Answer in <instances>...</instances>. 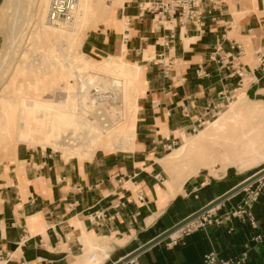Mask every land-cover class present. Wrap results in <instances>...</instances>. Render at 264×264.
<instances>
[{
	"label": "crops",
	"instance_id": "crops-1",
	"mask_svg": "<svg viewBox=\"0 0 264 264\" xmlns=\"http://www.w3.org/2000/svg\"><path fill=\"white\" fill-rule=\"evenodd\" d=\"M145 1L124 0L114 10L120 26L99 28L87 44L140 68L132 148L62 160L46 147H16L18 164H0V264H83L90 251L97 264H113L252 175L199 168L174 182L158 161L238 91L264 102V77L252 68L264 0H219L217 9L204 3L198 24L170 19L163 26L141 10ZM234 63L241 78L229 74ZM238 207L256 227L234 213ZM257 233L248 264H264V175L120 264H202L209 251L237 255Z\"/></svg>",
	"mask_w": 264,
	"mask_h": 264
},
{
	"label": "bare ground",
	"instance_id": "bare-ground-1",
	"mask_svg": "<svg viewBox=\"0 0 264 264\" xmlns=\"http://www.w3.org/2000/svg\"><path fill=\"white\" fill-rule=\"evenodd\" d=\"M22 1L26 4V10L23 15L26 20L25 22H27V19H29L30 14L34 10V4L31 6L33 0ZM123 1L124 0H110L111 4L107 5L104 3V0H77L72 18L55 25L50 24L46 20L49 0H40L39 6L36 9L40 23L39 32L36 33L37 35L32 38L31 42L44 43L47 49L46 51L48 54L50 53L51 57L49 55V59L55 68L52 72L53 75L50 74L52 76V82L58 75L61 76L59 77L60 79L66 81L74 77L76 89L75 91H71L66 87L67 91L65 94L58 97L56 96L57 98H55V101H39L38 99L29 101L25 99V97L22 98L19 96V84L16 89L15 86L17 85L14 86V83L10 81L7 86L10 85V83L14 86L11 87L10 85V87L13 88L10 89L11 99L0 100V128H2V131L0 130V137H3L1 141L2 145L5 144L7 146V154H9V150H12V146L25 140H29L34 144L44 141V143H47V145L51 146L55 151L64 147L62 152L69 157H72V155L82 157L87 152L86 150H81L85 146H89L91 149L93 148V144L105 146L110 144L112 139L114 140L113 149L118 150L131 147L134 134L133 131L128 128L131 121H129L126 128L122 130L118 128V125L120 127L125 119L124 101L130 98L132 99V93L135 92L136 81L140 78L141 71L139 66L136 62H129L125 60L123 56H119L117 57L118 59L125 61L119 64V69L115 73H118V75L110 79L107 77H97L93 74L83 72V69H80L81 67H73L70 56L64 55L63 53L65 49H71V46L77 41L78 34L76 35L74 33V29L82 31L83 28L88 26L92 21L94 12H100V19L113 20L114 10L120 7ZM17 2L21 3L19 0H13L12 5L15 6ZM18 7L16 8L20 11ZM16 20V17L11 19V36H19L23 31L20 27L26 26L21 20L23 22H21L22 25L20 24L21 26L17 27ZM12 40L9 44V52H11L16 45V39L15 41ZM52 40L58 41L65 46V49L63 48L60 54L55 52L56 50L52 47L53 43H50ZM9 52L6 56H8ZM5 59L6 57L4 56L3 61ZM2 68L3 62H0V74L3 73ZM78 69L82 72L78 71ZM21 74H24V68L22 69V67L17 66L14 70L12 79L15 80L17 78V80H19ZM25 75H27L26 72ZM38 81L40 84L39 78ZM48 84H44V86L40 84L38 87L43 86V88H46ZM7 88L5 86L2 87L3 90H0V97L1 95L8 94ZM43 88H40V90H43ZM57 89L60 92L64 88L61 89V87H59ZM53 91V93L56 94V89ZM39 111H43L44 113L40 117H36V113ZM220 115L221 117L219 120L212 123L196 136L185 139L181 146L178 148L176 147L173 152L158 161L162 167L168 170L172 166L178 167L180 163L192 162L193 158L197 157L199 160L196 162H198L199 165L196 169L190 171V175L196 173L199 168H206L209 175L212 176H217L218 172L223 173L224 171H221L218 167L219 161L214 158L213 152L202 151L195 155L197 145L199 141L206 136H210L215 132L225 131L227 127H230L232 123H234L233 121L237 123V119L243 116L253 117L258 120L257 122L249 120V124L251 123L250 121L253 122L254 125H251H253L254 128L248 131L243 130V133L246 135V133L252 132V138L263 134L261 139L262 145H264V129L262 128L259 131L256 130L257 125L260 127V123H264V103L249 101L245 93L242 92V94L236 95V99ZM88 117H91L94 122H91ZM46 127H50V130L43 136L42 130ZM241 128L243 129L244 126ZM117 129L119 133L113 134V132L116 133ZM10 130H12V135L9 139L8 135L5 134H10ZM238 132H241V130H237L236 127L232 130H228L227 133L231 134L228 136V140H231L232 143L227 145L228 151L226 154L219 157L220 163L225 167L238 163L237 165H239V167L246 168L264 159V153H261L260 146L257 148L253 147L250 142L251 139L247 136L238 138ZM37 133L40 135H37ZM227 133L226 135H228ZM2 135L7 137L9 141H6V138ZM224 135L223 133V136ZM78 137H80L81 140H79ZM10 156L13 159V155ZM13 161L17 164L15 159H13ZM94 248L92 249L94 250ZM86 258L85 264H97L100 259L99 254L95 252L89 254Z\"/></svg>",
	"mask_w": 264,
	"mask_h": 264
},
{
	"label": "rangeland",
	"instance_id": "rangeland-1",
	"mask_svg": "<svg viewBox=\"0 0 264 264\" xmlns=\"http://www.w3.org/2000/svg\"><path fill=\"white\" fill-rule=\"evenodd\" d=\"M19 1H21L22 5H21V3L17 2V4H16L17 6L16 5L15 6L16 7L19 6L18 8L20 9V11H18V9L12 5L13 0H0V60H1L0 62L1 63L3 62V68H2L3 73L0 74L1 75L0 76V90L4 86L6 88L8 86L10 87L11 83L8 86H7V84H9V82L11 81L12 83H14L13 84L14 86L17 85V86H15V88L18 87V84H19V87H18L19 88L18 89L19 90V96L22 98L25 97V99H27L29 101L33 100V99H38L39 101H55V98L65 94V92L67 91L66 87H68L71 91H75V89H76V84H75V80H74L75 78L71 77L68 81H66L64 79L63 80L60 79L59 77H61V76L58 75L54 79V81L52 82V80H51L52 76L51 75H53L52 72L55 70V68L51 64V61L49 59L50 53L48 54V52L46 51L47 49H46V46L44 43H42V42L32 43L31 42L32 38H34V36L37 35L36 33L39 32L40 23H39V16L36 12V9L39 6L40 0H33L31 2L32 3L31 6L34 4V10L30 14L29 19H27V22H25L26 20L24 19V15H23L25 10H26V4L22 0H19ZM104 3L107 5L111 4L110 0H104ZM20 6H21V8H20ZM100 15H101L100 12H94L93 16H92V21L88 25L89 27L86 26L85 28L82 29V31L74 29V33L76 35L78 34L79 36L77 35V41L71 46V49H69V50L65 49V46L62 43L55 41V40H52L50 43L51 44L53 43L52 47L56 50L55 52H57L59 54L61 53L63 48L65 49V51H63V53H64V55L70 56L71 59L70 58L69 59L72 60L73 67L78 66V67H81L80 69H83V72H85V73L93 74L94 76H97V77H107L110 79V78H114L115 75H118V73L117 74H115V73L119 69V64L121 62H124L125 60L118 59L117 57H113L110 55L107 56V54H102L99 51L91 50V49H89V46H87V44H88V42L89 43L95 42V39H97V36H98L97 32H98L99 28H101V30L104 31V28H106V27L113 28V27L120 26V25H116L117 23L115 21L114 15H113V20L100 19ZM13 17L17 18V20H16L17 27L21 26L23 22H24V24H26V26L20 27V29L22 28L23 31L21 32V34L19 36H11V34H10L11 33L10 32L11 19H13ZM121 23L123 26H125L123 24L124 23L123 19L121 20ZM87 34H90L89 38L87 37ZM86 38H88V39H86ZM15 39H16V41H15ZM85 39L87 42L85 41ZM11 40L15 41L16 45H15L14 49H12L11 52H9V50H10L9 44H10ZM7 48H8V52H9L8 56H6L8 53ZM4 56L6 57V59L3 61ZM47 56H48V58H47ZM1 57H2V59H1ZM50 57H51V55H50ZM17 66L22 67V69L24 68V74H21L19 76V80H17V78L15 80H13L12 79L13 73H14V70L16 69ZM80 69H78V71L82 72ZM25 72L27 75H25ZM61 73H62V71H61ZM37 77L39 78L41 85L44 86V84H48V83H50V84H48L46 88H43V86L38 87L40 84H39ZM20 78H21V80H20ZM24 78H26V79H24ZM42 78H43V80H42ZM61 81H62V83H61ZM36 84H37V86H36ZM13 85H11V87ZM9 87L7 88L8 94L1 95L0 100H6V99L10 100L11 99L10 89H13V88H11V87L9 88ZM24 87H26V88H24ZM32 87H33V89H32ZM56 87L57 88L61 87V89L62 88H64V89H62V91L59 92ZM38 88H39V90H38ZM40 88L41 89L43 88V90H40ZM54 89H56V94L53 93ZM0 94H1V91H0ZM240 94H242V92L238 91L237 95H240ZM134 95H135V97H134ZM137 96H138V80L136 81L135 92L132 93V99L130 98V99H127L126 101H124L125 119L122 122V125L120 127L118 125V128H121V130L125 129L128 122L131 121V124L128 128L131 129L133 131V133H135V121H136V113L135 112L137 109V105H136ZM247 100L253 101L256 103L257 102L264 103L263 101L252 100V99H249L248 97H247ZM231 104H232V102L228 103L224 107L220 108L218 111L219 114L217 113L214 117L211 118V120L213 119L212 121H210L209 123H206L205 125H203L200 128H197V130H195V132H193L189 137L196 136L198 133H200L201 131L205 130L208 126H210L212 123L219 120L221 117L220 114L223 113ZM132 111H134V112H132ZM43 113H44L43 111L37 112L36 117H40L41 115H43ZM0 118H1V109H0ZM88 119L91 122H94L91 117H88ZM238 119H237V123H236V121H233L234 123H232V125L230 123L231 126L227 127V129L225 131L217 132L218 134L215 132V133H212L210 136H206L205 138L201 139L197 145L195 155L199 154L202 151L213 152L214 158L219 161L218 167L221 171H225V169H227V175L228 176H232L235 178H242V177H245L249 174H254L258 170H261L262 168H264V159L259 160L256 163L251 164L250 166H248L246 168L239 167V165H237L238 163L231 165L229 167H225L224 165H222L220 163L219 157L226 154V152L228 151L227 145H230L232 143L231 140L230 141L228 140V136L231 135V134L227 133L228 130H232L234 127H236L237 130H241V132L237 133L238 134L237 137L238 138H241V137L244 138L245 136H247L248 138L251 139L250 142L252 143L253 147L257 148L260 146L261 153H264V145H262V139H261L263 137V134L257 135V137L254 136V138H252V132H248V133H246V135L243 133V130L248 131L249 129H253L254 124L252 121L257 122L258 120L256 118H253V117L250 118L247 116L239 117ZM249 120H252V121H250L251 122L250 124H249ZM251 124H253V125H251ZM260 125H261L260 127L257 125L256 130L259 131L262 128L264 129V123H260ZM243 126H244V128L242 129L241 127H243ZM239 128H241V129H239ZM0 130L2 131V128H0ZM49 130H50V127L44 128L42 130V135L45 136ZM10 132H11L10 134H5V135H8V138L9 137L11 138L12 130H10ZM118 133H119L118 129H117L116 133L113 132V134H118ZM223 133L225 134L224 136H223ZM226 133L228 135H226ZM37 135H40V134L37 133ZM2 136H4V135H2ZM133 136H134V134H133ZM189 137H187V138H189ZM2 138L3 137H0V142L2 141ZM5 138H6V141H9V139H10V138L8 139L7 137H5ZM187 138H185V139H187ZM78 139L81 140L80 137H78ZM185 139L182 141V143L185 141ZM6 141H5V143H6ZM113 141L114 140L112 139L110 141L111 143L108 145H105V146H101L100 144H93L92 149L89 146L88 147L85 146L81 150H86L87 152L82 157L74 156V155H72V157H76V158H80V159H90L94 153L99 152V151L109 152V151L129 150L132 148V147L131 148H122V149H118V150L113 149V144H114ZM8 143H7V145H8ZM182 143L181 144L179 143L177 146L172 147L167 153L170 154L171 152H173V150L176 147L178 148L179 146H181ZM16 147H18V148L26 147L28 149L34 148V147H36V148L39 147V148L43 149L44 147H46L47 149L49 148L48 149L49 151H53L54 152L53 154L58 155L62 160L72 158V157H69V156L63 154L62 149L64 147L62 149H58L57 151H55V150H53V148L51 146L47 145V143H44V141L42 143L34 144L33 142H31L29 140H25V141H21L20 143L16 144L15 146H12L11 151L9 150V154L13 155V159H14ZM6 150H7V146L5 144L2 145V142H1L0 143V164L1 163H7V162L14 163L12 157L9 154H7ZM197 160H199V159L196 157V158H193L192 162L180 163V165L178 167L172 166L168 170H165V169L164 170L167 172L168 176L174 182H179V180H182V179L188 177L191 174L190 173L191 170L197 168V166L199 165V163L196 162ZM20 166L21 165H19L18 168H21ZM200 170L203 173L207 172V169H205V168H202ZM208 174H209V172H208ZM95 249H97V248L95 247L94 250ZM94 252L97 253V251H93V252L90 251L88 253V255L91 253H94ZM86 257L84 259L83 264L86 263V260H87Z\"/></svg>",
	"mask_w": 264,
	"mask_h": 264
},
{
	"label": "built area",
	"instance_id": "built-area-1",
	"mask_svg": "<svg viewBox=\"0 0 264 264\" xmlns=\"http://www.w3.org/2000/svg\"><path fill=\"white\" fill-rule=\"evenodd\" d=\"M77 0H49L46 11V20L50 24H58L72 18ZM208 3L212 9H217L219 0H146L141 10L153 14L158 26H163L164 22L170 19H177L179 23L192 22L198 24L205 12L201 5ZM208 12V11H207ZM262 43L253 50V70H257L260 76L264 77V26L261 31ZM236 53L239 54L240 46L234 44ZM236 60V59H235ZM239 63H234L230 75L241 78L244 74L243 68ZM223 66V65H221ZM216 109L215 106H213ZM258 188L249 190V199L243 205L248 209L249 201L254 200ZM238 207L234 213L245 215L252 227H256L252 216L248 210ZM262 234H254L248 242L242 245L241 250L235 256L221 257L216 252L209 251L202 256V264H248L247 257L250 250V242H259Z\"/></svg>",
	"mask_w": 264,
	"mask_h": 264
},
{
	"label": "water",
	"instance_id": "water-1",
	"mask_svg": "<svg viewBox=\"0 0 264 264\" xmlns=\"http://www.w3.org/2000/svg\"><path fill=\"white\" fill-rule=\"evenodd\" d=\"M262 175H264V168H262L261 170H258L257 172H255L254 174L250 175L248 178H246L243 182H241L240 184H238L237 186H235L234 188H232L231 190H229L228 192L222 194L221 196H219L218 198H216L214 201L210 202L209 204H207L206 206L198 209L197 211H195L194 213L190 214L189 216H187L186 218H184L183 220H181L180 222L176 223L175 225H173L172 227L168 228L166 231H164L162 234L158 235L157 237L153 238L152 240H150L149 242H147L146 244L140 246L139 248H137L135 251H133L132 253L128 254L127 256H125L124 258L118 260L117 262L113 263V264H120L124 261H126L127 259H129L131 256H133L134 254L138 253L140 250L146 248L147 246L163 239L164 237H166L167 235L173 233L175 230H177L178 228H180L181 226H183L184 224H186L187 222L193 220L194 218L198 217L200 214H202L203 212H205L207 209H209L210 207H212L213 205H215L216 203H218L219 201L223 200L224 198H226L227 196H229L230 194L236 192L237 190L243 188L244 186H246L247 184L251 183L252 181H254L255 179L261 177Z\"/></svg>",
	"mask_w": 264,
	"mask_h": 264
}]
</instances>
